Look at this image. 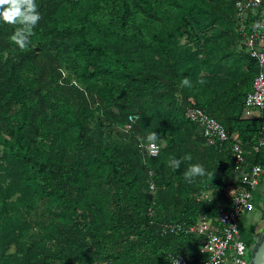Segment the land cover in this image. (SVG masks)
Returning a JSON list of instances; mask_svg holds the SVG:
<instances>
[{
	"label": "trees",
	"instance_id": "obj_1",
	"mask_svg": "<svg viewBox=\"0 0 264 264\" xmlns=\"http://www.w3.org/2000/svg\"><path fill=\"white\" fill-rule=\"evenodd\" d=\"M237 1L37 0L25 48L0 23V264H171L203 244L185 229L231 206L232 143L264 167V112L244 116L255 17ZM189 108L230 141L210 144ZM154 139L152 158L140 144Z\"/></svg>",
	"mask_w": 264,
	"mask_h": 264
},
{
	"label": "built area",
	"instance_id": "obj_2",
	"mask_svg": "<svg viewBox=\"0 0 264 264\" xmlns=\"http://www.w3.org/2000/svg\"><path fill=\"white\" fill-rule=\"evenodd\" d=\"M238 17L244 23L247 19L255 17L251 31L245 33V46L251 57L258 64V72L254 80L253 91L245 100L244 116L259 118L264 112V0H238L236 2ZM243 26V25H242ZM242 31L244 29L242 28ZM186 116L191 121L198 123L203 135L210 144L225 143L230 141V135L225 126L216 118L199 108H189ZM139 120V115L132 114L128 117L127 130H131ZM264 148V127L255 151ZM140 149L144 155L158 157L161 145L157 140L142 142ZM232 153L235 159L234 173L238 181L232 182L227 193L231 206L222 207L217 223L207 222L202 219L197 226L185 229L188 233H197L203 237V244L199 247L197 261L188 253L170 254L171 264H250V255L246 242L241 238L240 220L243 216L255 211L254 191L264 181V167L261 164L249 165L247 152L239 140L232 143ZM152 189L154 186L151 187ZM181 225H165L166 232L177 233L182 231Z\"/></svg>",
	"mask_w": 264,
	"mask_h": 264
},
{
	"label": "clouds",
	"instance_id": "obj_3",
	"mask_svg": "<svg viewBox=\"0 0 264 264\" xmlns=\"http://www.w3.org/2000/svg\"><path fill=\"white\" fill-rule=\"evenodd\" d=\"M40 19L41 13L38 10L37 0H0V23L19 25L11 39L20 48L28 46L31 33ZM186 159H191V157H186ZM180 162L179 159L174 160L173 165L178 167ZM201 171V165L192 164L185 172V177L190 178Z\"/></svg>",
	"mask_w": 264,
	"mask_h": 264
},
{
	"label": "crops",
	"instance_id": "obj_4",
	"mask_svg": "<svg viewBox=\"0 0 264 264\" xmlns=\"http://www.w3.org/2000/svg\"><path fill=\"white\" fill-rule=\"evenodd\" d=\"M262 46L264 48V42L262 43ZM238 179H239L238 175L234 173L231 177V182H237ZM209 196H210L209 194L206 195V197ZM254 199L258 209L256 207L255 211L245 215L240 220V224L242 230L249 229L253 232L254 230H256V227L260 222L259 230H258L260 232L264 228V181H262L260 185L255 189ZM198 252H199V246L197 244L195 243L187 244V253L189 255H196L198 254Z\"/></svg>",
	"mask_w": 264,
	"mask_h": 264
},
{
	"label": "water",
	"instance_id": "obj_5",
	"mask_svg": "<svg viewBox=\"0 0 264 264\" xmlns=\"http://www.w3.org/2000/svg\"><path fill=\"white\" fill-rule=\"evenodd\" d=\"M250 264H264V228L254 241L250 253Z\"/></svg>",
	"mask_w": 264,
	"mask_h": 264
},
{
	"label": "flooded vegetation",
	"instance_id": "obj_6",
	"mask_svg": "<svg viewBox=\"0 0 264 264\" xmlns=\"http://www.w3.org/2000/svg\"><path fill=\"white\" fill-rule=\"evenodd\" d=\"M259 225L260 222L258 223L256 230H254L253 232L249 229L247 230H242L241 233V238L246 242L247 247H248V254L250 255L254 241L256 240L258 234H259Z\"/></svg>",
	"mask_w": 264,
	"mask_h": 264
},
{
	"label": "rangeland",
	"instance_id": "obj_7",
	"mask_svg": "<svg viewBox=\"0 0 264 264\" xmlns=\"http://www.w3.org/2000/svg\"><path fill=\"white\" fill-rule=\"evenodd\" d=\"M104 132H103V130L101 129V127L100 126H97L96 127V129H95V132H94V134H95V136L97 137V136H99V137H103V134ZM259 212V211H258ZM244 217V216H243ZM242 217V218H243ZM242 229V228H241Z\"/></svg>",
	"mask_w": 264,
	"mask_h": 264
}]
</instances>
